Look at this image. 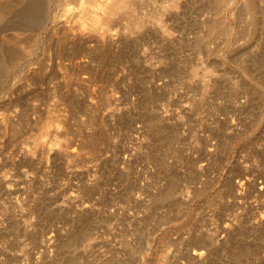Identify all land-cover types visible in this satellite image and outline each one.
<instances>
[{
	"label": "rangeland",
	"instance_id": "374dc122",
	"mask_svg": "<svg viewBox=\"0 0 264 264\" xmlns=\"http://www.w3.org/2000/svg\"><path fill=\"white\" fill-rule=\"evenodd\" d=\"M52 1L0 0V264H264V0H139L90 62Z\"/></svg>",
	"mask_w": 264,
	"mask_h": 264
},
{
	"label": "bare ground",
	"instance_id": "6f19581e",
	"mask_svg": "<svg viewBox=\"0 0 264 264\" xmlns=\"http://www.w3.org/2000/svg\"><path fill=\"white\" fill-rule=\"evenodd\" d=\"M71 1H75V5L69 6ZM138 1L53 0L51 6L56 7V10L59 8V11L54 13V23L48 27L51 36L47 39L39 33L38 45L49 48L50 54L56 57L58 62H63L65 59L71 62H90L96 55V48L102 45L103 47L111 46L121 29L123 32L126 28L136 30L143 26V17L135 14ZM174 6H177L175 1H167L165 5V7ZM46 16H49V13ZM160 22L162 31L169 34L168 23L164 19ZM67 37L73 40V46L62 45L61 42L65 43ZM29 39L28 36L25 41ZM19 42L22 40L17 37L14 44L3 53L4 58L17 53ZM57 124L59 125V122ZM195 253L201 255L202 250L195 251Z\"/></svg>",
	"mask_w": 264,
	"mask_h": 264
}]
</instances>
